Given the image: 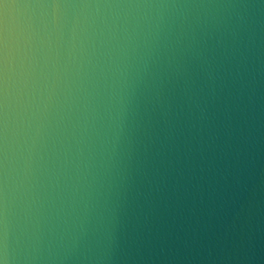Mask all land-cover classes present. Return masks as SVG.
<instances>
[{
  "label": "water",
  "instance_id": "1",
  "mask_svg": "<svg viewBox=\"0 0 264 264\" xmlns=\"http://www.w3.org/2000/svg\"><path fill=\"white\" fill-rule=\"evenodd\" d=\"M0 264H264V0H0Z\"/></svg>",
  "mask_w": 264,
  "mask_h": 264
}]
</instances>
